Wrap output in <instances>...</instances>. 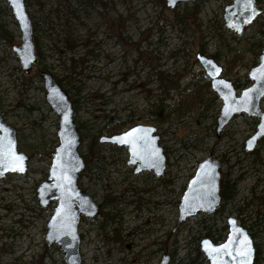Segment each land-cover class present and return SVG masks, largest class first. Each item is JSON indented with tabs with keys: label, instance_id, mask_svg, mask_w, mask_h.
Returning <instances> with one entry per match:
<instances>
[{
	"label": "rangeland",
	"instance_id": "obj_1",
	"mask_svg": "<svg viewBox=\"0 0 264 264\" xmlns=\"http://www.w3.org/2000/svg\"><path fill=\"white\" fill-rule=\"evenodd\" d=\"M229 4L26 0L37 55L27 74L14 49L22 44L19 23L0 0V114L28 158L25 171L0 176V264H67L61 244L47 241L58 200L44 207L37 191L59 145L60 118L47 101L42 71L74 100L86 162L78 182L100 206L80 219L82 264H159L165 254L170 264H209L201 242H223L229 216L250 231L255 264H264V137L254 151L245 150L259 118L237 115L218 138L222 101L196 59L201 51L216 55L238 92L252 84L249 71L264 49V13L237 34L223 20ZM195 5L197 18L189 15ZM138 124L157 128L167 159L161 177L136 172L127 147L100 141ZM209 153L223 160L221 183L235 182L236 196L176 228L184 192Z\"/></svg>",
	"mask_w": 264,
	"mask_h": 264
},
{
	"label": "water",
	"instance_id": "obj_2",
	"mask_svg": "<svg viewBox=\"0 0 264 264\" xmlns=\"http://www.w3.org/2000/svg\"><path fill=\"white\" fill-rule=\"evenodd\" d=\"M7 1L13 9L22 32V44L14 49L20 57L22 68L29 72L37 61L32 19L27 11L25 0H17L16 3H13V0ZM166 1L169 7L176 8L181 3L194 0ZM262 11L257 0H232L231 4L225 7V25L237 34H242L245 27L252 24ZM197 57L211 80L212 90L222 101L216 126L217 137L221 136L224 127L237 115L247 114L251 117H258L259 123L256 131L245 145L247 152L254 151L264 137V111L261 108L264 98V49L260 55L259 64L249 71L248 78L252 84L241 92H238L232 80L222 76L223 66L213 57L201 53H198ZM42 76L47 90V101L60 118L57 133L59 145L55 149L48 178L37 188L44 207L50 201L58 200L54 214L48 222L47 241L48 245L55 242L61 244L66 254L67 264H82L81 237L78 232L80 219L82 214L95 216L100 206L79 186V175L85 169L86 162L79 151L81 134L75 121V110L69 93L50 72L43 71ZM155 132L156 128L153 125L138 124L121 133L103 137L100 141L127 147L130 155L129 164H137L136 172L154 169L157 175H161L166 167V157ZM128 133L130 135H126ZM9 152L23 157L20 163L25 171L28 158L18 151L16 129L8 124L0 114V159L3 160V163H0L1 177L9 171H14L12 170L13 165L8 163ZM222 164V160L214 158L213 153H209L205 160L200 162L195 176L191 179L182 197L176 228L191 216L200 212L211 214L220 207L222 204L220 194ZM228 225L229 234L225 242L217 244L210 238L202 241L203 250L206 251L210 263L239 264V257L234 249L243 247L242 241L246 237L250 241L251 251L245 264H254L256 247L253 236L236 217L230 216ZM238 230H242V234ZM225 245L227 248L223 247ZM169 260V255L165 254L160 264H169Z\"/></svg>",
	"mask_w": 264,
	"mask_h": 264
},
{
	"label": "flooded vegetation",
	"instance_id": "obj_3",
	"mask_svg": "<svg viewBox=\"0 0 264 264\" xmlns=\"http://www.w3.org/2000/svg\"><path fill=\"white\" fill-rule=\"evenodd\" d=\"M195 1H197V0H194V1H189V2H195ZM231 2H232V0H231ZM185 3V2H184ZM257 4H258V6L263 10L262 11V13L255 19V21L252 23V24H250L249 26H247V27H245V29H244V31L245 30H247L251 25H253L256 21H257V19L264 13V8H262V1L261 0H257ZM224 13H225V9H224ZM224 13H223V20H224ZM224 23H225V20H224ZM226 26V25H225ZM20 28V27H19ZM227 28V27H226ZM228 29V28H227ZM230 30V29H229ZM230 31H232V30H230ZM243 31V32H244ZM232 32H234V31H232ZM242 32V33H243ZM234 33H236V32H234ZM198 53H201V54H205L203 51H201V52H198ZM197 53V54H198ZM197 54H196V59H197V61H198V63L200 64V62H199V60H198V57H197ZM206 55V54H205ZM208 56V55H207ZM210 57H213V56H210ZM20 58V57H19ZM21 61V60H20ZM34 65V64H33ZM200 66H201V64H200ZM33 68V67H32ZM201 69H202V71H204L203 73H204V75H205V78H206V80H207V82H209V84H210V86H211V80H210V78H209V76L207 75V73H206V71L204 70V68L201 66ZM25 73H27V74H30L31 72H32V69L29 71V72H26V71H24ZM43 72V71H42ZM42 72H41V77L43 78V76H42ZM222 76H223V74H222ZM58 78H56V80H57ZM43 81H44V78H43ZM58 81V80H57ZM44 84H45V81H44ZM59 84H60V82H59ZM62 87H63V85H62V83L60 84ZM235 85V84H234ZM46 87V86H45ZM236 87V86H235ZM64 88V87H63ZM65 89V88H64ZM65 90H67V89H65ZM46 92H47V90H46ZM67 92H68V90H67ZM215 92V91H214ZM47 94V93H46ZM217 95V94H216ZM69 96H70V94H69ZM218 97V96H217ZM219 98V97H218ZM70 99H71V97H70ZM72 100V102H73V107H74V100L73 99H71ZM75 110V109H74ZM54 111V110H53ZM236 117V116H235ZM144 125H147V124H144ZM155 127V126H154ZM156 128V127H155ZM130 129V128H129ZM216 131V130H215ZM121 133V132H120ZM16 134H17V132H16ZM115 134H118V133H115ZM155 134L156 135H158L157 134V128H156V132H155ZM221 134H222V132H221ZM112 135H114V134H112ZM111 135V136H112ZM217 135V134H216ZM106 137H109V136H106ZM158 137H159V140H160V136L158 135ZM219 138V137H218ZM102 139V138H101ZM100 139V140H101ZM208 156V155H207ZM214 157V156H213ZM205 160V159H204ZM222 160V159H221ZM203 161V160H202ZM201 161V162H202ZM222 162H223V160H222ZM223 165V164H222ZM166 167H167V159H166ZM166 167H165V169H164V172H163V174H161V175H157V172H156V170H150V171H154V173H155V175H157V176H163L164 174H165V170H166ZM48 178V177H47ZM221 182H222V178H221ZM226 183H221V189H222V187H223V185H225ZM220 194H221V191H220ZM221 197H222V195H221ZM225 202V200H223V198H222V204L220 205V207H218L217 209H216V211L217 210H219L220 208H221V206L223 205V203ZM216 211H214V212H216ZM213 212V213H214ZM200 213H203V212H200ZM199 214V213H198ZM205 214H207V213H205ZM212 214V213H211ZM230 217V216H229ZM228 217V218H229ZM234 217V216H233ZM228 218H227V224H226V226L224 227V230H227L228 229V232H227V234H226V237H225V239H224V241L223 242H225V240L227 239V237H228V234H229V225H228ZM237 218V217H236ZM238 219V218H237ZM238 221H239V219H238ZM240 223V222H239ZM242 224V223H241ZM243 225V224H242ZM244 226V225H243ZM245 227V226H244ZM250 232V231H249ZM207 236V235H206ZM206 238H209V237H206ZM205 239V238H204ZM212 240V239H211ZM203 241V240H202ZM213 241V240H212ZM214 243H217V244H221V243H223V242H221V241H219V242H215V241H213ZM256 247V246H255ZM201 248H202V250H203V245H202V242H201ZM203 252H204V254L206 255V257L208 258V260H209V264H211L210 263V259H209V257H208V255H207V253H206V251H204L203 250ZM169 258H170V260H169V264H170V262H171V257L169 256ZM256 259H257V251H256ZM161 262V261H160ZM255 263H256V261H255ZM254 263V264H255ZM160 264V263H159Z\"/></svg>",
	"mask_w": 264,
	"mask_h": 264
},
{
	"label": "snow or ice",
	"instance_id": "obj_4",
	"mask_svg": "<svg viewBox=\"0 0 264 264\" xmlns=\"http://www.w3.org/2000/svg\"><path fill=\"white\" fill-rule=\"evenodd\" d=\"M17 0H13V3H16ZM170 2H174V0H170ZM135 131V130H134ZM126 135H130V133L126 134ZM124 142V141H121ZM23 159V157L18 156L12 152L8 153V163L12 164V170H18V171H23L24 168L22 166V164L20 163V161ZM0 163H3V160L0 159ZM239 232H241L242 234V230H238ZM238 243H240L239 239H238ZM242 245L243 247H237L236 249H234L237 253V256L239 257V264H245V261H247L250 257V241L247 240V238L245 237L242 241ZM225 248H227V245L223 246ZM246 249V250H245ZM229 255H231V253H228Z\"/></svg>",
	"mask_w": 264,
	"mask_h": 264
},
{
	"label": "trees",
	"instance_id": "obj_5",
	"mask_svg": "<svg viewBox=\"0 0 264 264\" xmlns=\"http://www.w3.org/2000/svg\"><path fill=\"white\" fill-rule=\"evenodd\" d=\"M198 12H199V8L197 5H195L194 10L189 15L192 16L193 18H197ZM213 58H215L217 60L216 55H213ZM57 80H58V82H60V84L62 83L59 79H57ZM236 193L237 192H236V183L235 182L234 183L227 182L225 185H223V187L221 189L222 198L226 202L234 199L236 196Z\"/></svg>",
	"mask_w": 264,
	"mask_h": 264
}]
</instances>
